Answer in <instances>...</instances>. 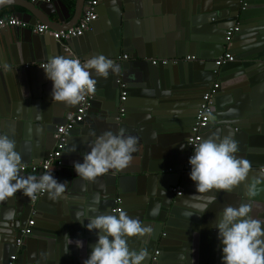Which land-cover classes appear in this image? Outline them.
<instances>
[{
	"label": "crops",
	"instance_id": "crops-1",
	"mask_svg": "<svg viewBox=\"0 0 264 264\" xmlns=\"http://www.w3.org/2000/svg\"><path fill=\"white\" fill-rule=\"evenodd\" d=\"M73 1L75 3L71 5ZM237 1L238 0H125L122 2L123 5L130 8L127 12L131 10L136 11L135 5H139L143 8L144 12L146 14L148 12L149 15L148 18L138 21L141 23L142 32L139 36L141 42L134 39L135 46L138 48V50L135 51L137 55L152 56L159 52V54L164 55L166 59L178 58L179 56L185 58L187 56L195 57L192 61L190 60L187 62V69L186 71L182 69V75L180 70V75L179 72L176 71L178 72L177 83H174L169 89L174 94L177 93V91H180V93L183 91V95L180 99L175 98L173 101H169V93H164L165 96L163 95L161 99L160 97L163 92L158 93L156 87L152 85L140 84L139 87L134 90L136 96L126 99V101L129 99L128 110H132L129 116L133 125L124 124L123 130H120V132L122 131L125 135L138 138V151L133 154V160L134 162L136 161V163H131L127 169H132L133 172L140 170L144 171L128 175L129 177L133 175L138 177L139 188L135 193L133 192L126 197L125 200L127 203H131L135 206L142 205V203L139 202V195L144 197L145 201L148 203V200L151 199L150 197L160 190L155 183L161 172L163 175L160 177L164 178L163 181L166 178L162 183L169 190L174 185L178 187L183 184L188 185V191L184 193L183 190L181 196L174 195L171 192V197H173L170 199L171 208H175V228L174 231L171 230L173 232L172 237L167 241H171L173 244H164V247H162L165 249V254L162 257L164 260L161 261V264H202L209 262L219 263L218 261H222V245L217 238L218 233L214 225L218 214L226 205L238 207L241 203H251V216L255 219L264 220V190L259 191L257 196L249 200L246 196V184H242L231 194L225 192L212 193L217 197L216 203L211 205L208 211L202 216L193 215L188 218L182 214L184 212L193 211L186 206L185 199L189 198L191 195L197 194L192 191V188L196 189V185H194V182L190 179V171H186L185 164H182L186 159V152L185 143L183 138L180 139V137L185 134L184 130L187 129L188 125H174L172 124L173 121L168 122V119L171 117H164L167 114L181 112L183 117L179 119L181 121L185 119L183 123L190 124V116L194 115L195 109L198 107V100L204 89V85H209L212 81L213 77L210 71L213 65L212 63L220 56L221 51L231 52L238 59L236 61V67L228 71L225 70L223 74L220 75V78L216 77L213 81V83L219 82L220 86L222 84L227 92L218 97L217 104L219 110H216L214 113L215 115L212 114L215 119L212 121L210 129L204 133L203 139L204 137L207 139L210 136L222 139L230 135L237 140L239 151L236 155L238 158L247 159L252 165L247 183L258 180L260 181L258 187L264 189V171H262V169H264V0H252L251 7L247 10L245 17L242 19V34L239 37H235L232 43L223 44L222 33L224 28L232 23L231 19L237 14L235 13ZM77 2L78 0H51L50 3H43V7L49 12L50 19L58 23L59 18L66 19L69 14L71 17L74 15ZM113 2H116V0H102L99 4L97 8L98 16L103 12L104 15L98 17V19L93 22L96 28L95 32L85 34V37H82V39L73 40L72 42L74 43L72 47L66 44L67 41H62L63 46L70 49L71 55L75 57H78V55L82 57L103 55L106 56V58L110 55L111 49L109 48L107 35L111 21L107 12L110 9V4ZM21 3L24 4L21 0H0V17L10 15L16 16L18 12H26L25 7H23ZM85 6L86 4L84 8ZM38 13L40 16L44 17L43 13ZM212 19H215V21H212ZM39 23L47 25L52 31L57 30L51 29L49 24L41 21L30 23V25ZM123 27L124 25L121 24V29H123ZM126 28L127 31H129L128 23ZM12 30L13 32H17L19 29L12 28ZM33 33L35 36H40L41 40L45 38L54 45L56 44V41H54L55 39L49 34L39 35L34 31ZM3 34H6L5 30L0 33V39L3 38ZM43 51L42 58L45 59L44 63H47L50 57L56 55L61 56L59 53H50L48 56L46 50L43 49ZM67 55L68 57L70 56L68 53ZM124 55L128 56L126 60L123 58ZM118 58L122 59V61L131 60L130 55L124 52L121 56H118ZM33 59H36V55L32 52V60L29 59V61H33ZM155 59L159 58H154L153 60ZM30 65L36 66L38 63L32 62ZM33 71L38 73L44 72L40 67L34 68ZM154 72L155 71H153V74ZM37 75H40V73ZM180 77L183 82L180 81ZM91 78L103 80L104 77L97 76L95 71L92 70ZM97 85L98 81L96 83V86ZM211 85L212 84H210V86ZM145 93L149 96L145 95ZM155 93L158 100L155 99V97L150 98V96ZM169 106L171 107L169 108ZM149 109H151V112H149ZM168 109L173 111L169 112ZM48 110H50L51 113V109L49 108ZM52 115H54V113H52ZM249 115H251L253 119L252 124L247 121ZM107 119L105 120L106 122ZM240 121L243 123L240 124ZM231 122H235V124L231 125ZM95 126H85L84 133L75 137V141L73 142L77 145L80 139L90 137L95 140L98 136L107 131L104 128V124L99 129H96ZM237 128L238 131L236 130ZM21 130L22 129H15L12 133L13 136H7L15 141L16 150L21 154V157L23 155L25 158L36 157L35 154H39V149L42 147V138L36 143L35 140L37 136L33 133L30 136V140L24 139L23 135L18 137ZM49 142L51 148L54 145V141L50 138ZM182 145L183 149H181ZM169 154L184 155L181 164L185 171H181L180 169H176L178 171L172 173L166 171L170 166L178 168L179 165H181L179 161L172 160L164 164L160 158ZM66 156L67 157L64 159L66 163H74L78 162V160H83L78 159L79 157L77 158V156H70L69 154ZM23 161L22 158V163L26 164ZM140 161L141 166L139 165ZM58 172V170H55L53 176L58 174ZM187 179H189L188 182H186ZM82 181L84 182V180ZM91 183V192L94 199H96L98 195H102V191L99 189L100 184L98 180ZM97 190H100V192H96ZM166 192L168 193V191ZM168 198H170L169 193ZM99 201L101 203L100 197ZM100 203L98 205L96 204L98 211L101 210L103 206V204ZM175 204L176 207L174 206ZM160 206L161 205L158 206V204L155 206L158 211ZM46 207L48 210L52 208L51 204ZM15 208L17 207L15 206ZM44 209L46 210V208ZM134 210L135 209H131L130 211ZM169 213L168 211L167 214ZM47 214L53 216L56 213L49 214V211H47ZM131 218L134 219V217ZM141 219L139 220L140 223L142 221ZM206 219L210 221L209 228L211 230L209 232L205 229L202 230L201 225L198 223ZM49 224L53 225L51 222ZM36 225L37 216L34 226ZM54 225L56 224L54 223ZM63 225L64 228H62ZM59 226L60 229L56 232V234H58L56 236L59 240L64 242L65 245L73 247L81 252H91L92 246L97 242V232L95 230L93 233L91 232L89 236L87 235L84 237L86 233L82 232H78L79 235H73L69 231L70 229L67 228L73 225H68L65 220L60 222ZM148 226H151V224H148ZM74 230L79 231L77 228H74ZM179 231H181V233ZM183 232H186V234H183ZM46 234L50 239L56 238L55 235L49 232L44 233V235ZM66 235L73 241L72 245H69L68 241L64 239ZM77 240L83 242V248L76 247L74 242ZM134 240H136V238H134ZM35 242L36 241L33 242L29 240L27 245H23L24 247L22 246L23 250L19 249L18 251L16 249V252L11 255L18 254L21 256L24 254L28 257L31 248L34 247L36 250L40 248L43 249V244L46 241L41 240L40 243ZM128 244H132L131 238ZM203 251L207 252L206 257L202 255V253H204ZM29 255L32 257L31 254ZM150 260L148 255V258L145 260L146 262L144 261L145 263L143 264L149 263ZM19 261L23 262L20 258ZM219 264H222V262Z\"/></svg>",
	"mask_w": 264,
	"mask_h": 264
},
{
	"label": "water",
	"instance_id": "water-1",
	"mask_svg": "<svg viewBox=\"0 0 264 264\" xmlns=\"http://www.w3.org/2000/svg\"><path fill=\"white\" fill-rule=\"evenodd\" d=\"M21 1L24 2V4L21 3V5L25 7L26 12L16 13L18 18L30 23H37V21H41L43 23L49 24L51 29L57 30L67 29L75 26L81 19L84 11V5L86 4V0H78L74 15L71 17L69 14L66 19L59 18V22L56 23L50 19L49 12L43 7V3H34L29 0ZM123 1L125 0H116V2L110 4V9L107 12L111 21L107 35L111 53L107 56V58L113 60L116 66V71L109 70V75L107 78H103V80L96 79L98 81V85L94 99L87 111L84 121L79 123L69 133L67 145L63 154V160L68 154L70 156H77V158L79 157L78 159H83V155L90 152L91 145L94 142L92 137L80 139L77 142V145L73 142L75 141V137L79 136L81 133H84L85 126L96 125V129H99L104 124V128L107 131L118 134L120 133V130H123L124 124L133 125V122L129 116L131 115L130 113L132 110H128L127 108L129 106L128 100L131 97L134 98L136 96L134 90H136L140 84L152 85L156 87L158 93L163 92L162 96L160 97L161 99L163 98V95L165 96L164 93H169V101H173L175 98L180 99V97L183 95V91L181 93L180 91H177V93L174 94L169 89L174 83H177L179 70L181 71V75L182 69L183 71H186L187 62L190 60H185V57L179 56L178 58H168L170 59V62L167 65H163L161 63L158 65H153L152 60L154 58L162 59L165 56L160 55L159 52L152 56L137 55L135 51H137L138 48L135 46L134 39H137L141 42L139 36L142 32L141 23L138 21L140 19L148 18L149 15L148 12L146 14L143 8L139 5H135L136 11L131 10L127 12V10L130 8H128L126 5H123ZM242 1L244 3H242ZM251 2L252 0L237 1V5H235V13L237 14L233 19H231L232 23L225 27L222 33L223 44H226L224 40L226 30L235 23L239 24L240 30L235 34L232 41H234L235 37H239L242 34V19L245 17L247 10L251 7ZM38 12L43 13L44 17L40 16ZM103 15L104 12L98 17H102ZM212 21H215V19H212ZM127 23L129 26V31H127L126 28ZM121 24L124 25L123 29H121ZM95 31V25L92 24L90 29L85 34H90L91 32L93 33ZM5 32L6 34H3V38L0 39V135L13 136L12 133L15 129H22L18 137L23 135L24 139L30 140V136L33 133L35 136H37L35 140L36 143H38L42 138V147L39 149V154H35L36 157L25 158L24 155L22 156L24 160L23 162L27 165L39 163L48 157V154L54 146L53 145L50 148L49 141L50 138H52L55 143L54 133L57 130V126L64 124L66 115L69 112L75 111L78 105L66 106L64 103L52 101V82L46 78L45 72H39L40 75H37L39 73L34 72L33 70L34 68H41L42 64H45V59L42 58L44 53L43 49L46 50L48 56L50 53H59L61 56L67 57L68 53L70 55L69 57L75 56L71 55L72 53H70V49H67V47L63 46L62 41L55 39L54 41H56V44L54 45L45 38L41 40L40 36H35L31 29L25 28L19 29L17 32H13L12 28H7L5 29ZM85 34L82 37H85ZM82 37L67 40L66 44L71 45L72 47L74 43L72 41L75 39H82ZM32 52L36 55V59L29 61V59L32 60ZM123 52L130 55V61H122V59L118 58V56H121ZM223 54L224 52L221 51L220 56ZM78 57L82 61L86 62L87 59L93 56L82 57L78 55ZM174 59H179V61L174 63ZM237 60L238 59L235 57L233 62H229L221 67H216L215 64L212 63L213 65L210 71L213 78L210 84L213 83L216 77L220 78V75L223 74L225 70L228 71L231 70V68L234 69L236 67ZM32 62L38 63V65L31 66L30 64ZM153 71H155L156 74L155 72L153 74ZM215 71H217V73H215ZM90 73H92V70H90ZM119 79L125 84L124 88L119 85ZM180 81L183 82L181 77ZM210 84L204 85V89L201 92L197 106H199L204 92L210 88ZM122 91H126L127 98H129L125 102L120 101ZM225 92H227V90L224 89V86L221 84L216 96L214 97V108L212 114H214L216 110H219L217 100L218 97ZM145 95L149 96L147 93H145ZM151 97H155V99H157L156 93L150 96V98ZM121 106H125V112L123 116L120 114ZM170 107L171 106H169V108ZM183 107L186 108L185 106ZM49 108L51 109V113L50 110H48ZM168 111L172 112L173 110L168 109ZM196 111L197 109H195L194 115L190 116V124L183 123L185 119L183 121L179 119L180 117H183L181 112L167 114L164 116L165 118L171 117L168 119V122L173 121L172 124L174 125H188L187 129L184 130L185 134L180 137V139L183 138L185 143L186 159L189 153L187 139L191 127L194 124ZM149 112H151V109H149ZM52 113H54V115H52ZM106 119L107 122L105 121ZM247 121L252 124L253 119L251 115L247 117ZM239 123L241 124L243 122L240 121ZM211 124L212 121L210 122V125ZM230 124L234 125L235 122H231ZM210 125L205 129L204 133L210 129ZM236 130L238 131V128ZM183 158V154H169L162 156L160 159L164 164H166L169 160L179 161L181 164ZM186 159L182 164H185ZM78 162L83 163V160H78ZM75 163L77 162H64L63 167L58 170V174L53 176L58 182L67 183L66 192L60 199L55 201L51 200L45 193L34 204L32 203L31 199L25 197L22 192H17L14 199H10L7 203L0 204V264H8L9 257L12 253L16 252L17 247L15 244L17 238L20 236L19 232L24 226H26L32 211H36L37 225L33 227L32 233L24 239L23 245H27L29 240H32L33 242L36 241L35 243H40L41 240H45L46 242L43 244V249L40 248L39 250H36L34 247L31 248L29 254H31L32 257H30L29 254L28 257H26L24 254L21 256L18 255V260L20 258L23 261L19 262L22 264H83V262L90 256L91 252H81L77 249H74L73 247L68 248L64 242L59 240V238L56 236L58 235L56 232H58L60 229L59 223L65 220L68 225H73L67 227L70 229L69 231L73 235H79L78 232H82L86 233L84 236L86 237L91 233L86 228V225L89 222L87 220L88 217L99 214H116V212H113V209H115L117 206L123 209L130 217H134V219L138 221L142 218L141 224L145 225V227L148 226V224H151V227L153 228L150 236L136 240H134V238L132 240L131 238L132 244H128L130 250L138 251L140 248H147L150 259L154 251L158 250L159 256L157 264H161V261L164 260L162 257L165 254V249L162 247H164V244H173V242L167 241L170 237H172L173 232L171 230L174 231L175 228V208H171L172 205L170 199L173 198L171 197V192L173 193L172 189L178 186H172L170 188L171 191L165 187L162 182H164L166 178L163 181L164 178L160 177L163 175V173L160 171L161 173L159 174L155 183V185H158L160 190L155 192V194L150 197L151 199L149 198L150 200H148V203L145 201L144 197L139 195V202H141L142 205L135 206L131 203H127L125 199L127 196H129V194L133 192L135 193L138 190L139 181L137 176L133 175L129 177L128 175L137 174L144 171L140 170L133 172L132 169L127 168L118 171L110 170L105 175L97 178L100 184L99 189L102 191V195H98V197H100V204H103V206L97 213H92L89 211V209L92 207L96 208L97 206L96 199H94L91 192L92 183L87 181L83 182L80 179L75 170L72 169L74 168ZM131 163L134 164L136 161L134 162L133 160ZM182 164L179 165L178 168L170 166L168 169H166V171L170 173L177 172L179 169L181 171H185L183 170ZM139 165L141 166V161ZM187 170L191 171V168H186V171ZM21 175H35L37 178L40 177V175L30 174L27 172H21ZM188 181L189 179L186 180V182ZM187 186V184L180 185L179 188L182 190V194L183 190L184 193L188 191ZM100 190H97L96 192H100ZM165 190L168 191L170 198H168V193ZM192 191L196 192V189L192 188ZM118 198L120 199L119 204L116 203ZM49 204H51L52 208L48 210L46 206ZM156 204H158V206L161 205L159 211L155 207ZM15 206L17 208H15ZM174 206L176 207V204ZM44 208H46V210ZM9 209L15 210V218L12 221H4V213ZM131 209L135 210L130 211ZM47 211H49V214L54 212L56 214L53 216L48 215ZM168 211L170 212L169 214H167ZM77 213H82L81 219L85 220L83 224L76 220ZM50 222L53 225H50ZM54 223L56 225H54ZM198 223L201 225L202 230L205 229L208 232L211 230L209 228V219L203 221L201 220ZM62 228H64V225ZM74 228H77L79 231L74 230ZM46 232L55 235L56 238L50 239L47 234L44 235ZM93 232L94 231H92V233ZM179 232L181 233V231ZM183 234H186V232H183ZM22 246L20 249L23 250L24 246ZM67 248L68 252L65 253ZM17 250L19 251V249ZM203 252L204 253H202V255L206 257L207 252ZM218 262L221 263L222 261L220 260Z\"/></svg>",
	"mask_w": 264,
	"mask_h": 264
},
{
	"label": "clouds",
	"instance_id": "clouds-1",
	"mask_svg": "<svg viewBox=\"0 0 264 264\" xmlns=\"http://www.w3.org/2000/svg\"><path fill=\"white\" fill-rule=\"evenodd\" d=\"M41 68L52 82V101L66 106L79 105L88 95L95 93L97 81L91 78L90 70L104 78L108 77L109 70L116 71L113 60L103 55L93 56L83 63L75 57L56 55ZM208 119H215L211 112ZM137 151V137L125 135L122 131L118 134L106 131L94 140L90 152L83 155V163L74 164V170L82 180L95 182L110 170L127 168ZM238 151V141L230 135L222 139L210 136L195 144L188 163L197 194L185 199L186 206L193 211L183 215L190 218L206 213L216 203L217 197L212 193L231 194L246 184V196L250 200L264 190L258 187V180L247 183L252 165L247 159L238 158ZM22 168V157L16 150L15 141L7 135H0V204L14 199L17 192L31 200L37 199V193H46L54 201L64 196L67 183L58 182L50 173L39 178L24 176L21 175ZM99 203L97 197L96 204ZM89 211L97 213L98 208L92 207ZM251 212V203L245 202L238 207L226 205L218 214L214 227L222 245V264H264V220L253 218ZM81 216L82 213H77L76 220L83 224L85 220ZM14 218V209L4 213V221ZM87 220L86 228L89 232H97V242L83 264H143L148 258L147 248L130 250L128 240L150 236L151 226L145 227L123 209H117L116 214L92 215ZM64 239L69 245L73 244L67 235ZM74 243L77 248H83L82 241Z\"/></svg>",
	"mask_w": 264,
	"mask_h": 264
},
{
	"label": "built area",
	"instance_id": "built-area-1",
	"mask_svg": "<svg viewBox=\"0 0 264 264\" xmlns=\"http://www.w3.org/2000/svg\"><path fill=\"white\" fill-rule=\"evenodd\" d=\"M33 2H41V3H50L51 0H29ZM102 0H87L86 6L84 8L83 14L81 16V19L79 22L70 28L67 29H60V30H50L47 25L39 23L35 25H30L28 21L22 20L21 18H18L15 15L10 16H4L0 17V33L7 29V28H19V29H31L37 34H49L54 39L58 41H67L71 40L73 38L82 37L91 27L94 21L98 19V12L97 8ZM242 3H244L242 1ZM240 30L239 24L235 23L231 27H229L225 32L224 40L226 44L231 43L233 40L235 34ZM69 49V48H67ZM78 58L82 63V61L79 57ZM123 58L126 60L128 58L127 55H124ZM195 57L187 56L185 60H193ZM235 60V56L231 52H224L223 55L217 57L214 61V64L216 67H221L229 62H233ZM179 59H174L173 62L177 63ZM170 62V59H155L152 61L153 65H158L159 63L163 65H167ZM43 66V64H42ZM217 73V71H215ZM119 85L124 88L125 84L119 79L118 80ZM96 90H97V86ZM220 88L219 82H214L210 86V88L204 92V94L201 97L200 104L196 111V116L194 120V124L191 127L187 144L189 147V153L187 155V159L185 162L186 168H191L188 161L190 156L193 154L194 146L195 144L203 139L204 131L205 129L210 125V120L208 119V113H213L214 108V97L216 96L218 90ZM96 92V91H95ZM95 93L90 94L86 97V99L81 102L75 111L69 112L66 115V120L64 124L58 125L57 130L54 133V146L50 153L48 154V157H46L44 160L40 161L39 163H32L30 165L23 164V168L21 172H29L32 174L42 175L45 173L54 174L53 170H59L63 167L64 160H63V154L64 150L67 145V139L69 136V133L79 124L82 123L86 117L87 111L91 106V103L94 99ZM127 99V92L122 91L120 96V101L125 102ZM125 112V106L120 107V114L123 116ZM264 171V169H262ZM173 193L177 196L182 195V190L179 187H174L172 189ZM45 193H37V199L31 200L32 203H36V201L42 197ZM116 203H120V199L118 198L116 200ZM117 209H121L118 206L113 209V212H116ZM30 219L26 223V226H24L19 234V238L16 240V247L17 249H20L23 245V241L25 238H27L33 231V227L36 223V211H32L30 215ZM158 256L159 251H154L151 260L147 264H157L158 262ZM8 264H22L18 260V254H13L9 258ZM32 264H39V263H32ZM202 264H219V263H202Z\"/></svg>",
	"mask_w": 264,
	"mask_h": 264
},
{
	"label": "trees",
	"instance_id": "trees-1",
	"mask_svg": "<svg viewBox=\"0 0 264 264\" xmlns=\"http://www.w3.org/2000/svg\"><path fill=\"white\" fill-rule=\"evenodd\" d=\"M74 3H75V2L73 1L71 5H74ZM54 171H55V170H53V172H54Z\"/></svg>",
	"mask_w": 264,
	"mask_h": 264
}]
</instances>
